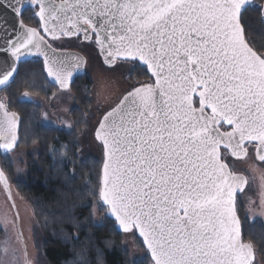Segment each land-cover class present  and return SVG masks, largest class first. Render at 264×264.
<instances>
[{"label": "snow or ice", "instance_id": "obj_1", "mask_svg": "<svg viewBox=\"0 0 264 264\" xmlns=\"http://www.w3.org/2000/svg\"><path fill=\"white\" fill-rule=\"evenodd\" d=\"M253 8L264 21V5L253 0H0V89H10L34 55L43 57L47 77L67 87L80 59L45 35L94 34L105 63L129 64V75L146 66L155 78L130 85L98 122L102 205H93L90 221L103 228L110 214L125 233L137 230L152 264H255L237 209L248 179L221 153L246 158L252 145L264 163V51L243 26ZM25 12L45 35L24 24ZM18 99L36 103L27 92ZM0 112V149L8 153L17 116L3 102ZM0 184L7 190L3 170ZM98 206H106L104 217Z\"/></svg>", "mask_w": 264, "mask_h": 264}, {"label": "trees", "instance_id": "obj_2", "mask_svg": "<svg viewBox=\"0 0 264 264\" xmlns=\"http://www.w3.org/2000/svg\"><path fill=\"white\" fill-rule=\"evenodd\" d=\"M254 4L264 5V0H254ZM28 16L29 12H25L24 23ZM243 26L246 38L264 51L261 47L264 45V23L258 8L245 13ZM85 76L77 77L70 86L80 105L72 110L77 121L70 131L44 126L40 106L18 99L27 92L48 100L57 89L46 79L39 60L22 63L16 83L10 89H3L7 109L20 116L16 148L28 152L26 176L14 183L15 190L31 210L40 232L41 250L49 264H130L123 233L116 230L114 221L107 217L103 228H93L90 223L92 207L99 203L100 162L93 156L81 158L76 135L81 127L83 109L90 105V81ZM33 84L35 87L31 86ZM8 165L6 156L0 154V167L5 174L9 171ZM98 211L104 217L105 208L99 206ZM242 239L254 244L255 259L264 258L261 226L252 228L242 224ZM135 241L140 244L138 239ZM139 260L151 264L148 255Z\"/></svg>", "mask_w": 264, "mask_h": 264}, {"label": "rangeland", "instance_id": "obj_3", "mask_svg": "<svg viewBox=\"0 0 264 264\" xmlns=\"http://www.w3.org/2000/svg\"><path fill=\"white\" fill-rule=\"evenodd\" d=\"M69 47L72 48L71 50L82 54L84 59L87 57L83 72L90 81V95L88 97L90 105L88 108L83 109L81 127L76 133L82 152L80 156L81 158H84L85 155L93 156L101 164V145L95 140L94 130L101 115L113 107L125 91L128 86L126 84L127 80L125 75H119L116 70L109 69L101 64L95 52L93 55H87L79 44L75 45V47ZM29 96L36 102L34 104L40 106V118L44 126L65 129L66 131H70L75 127L74 122L77 119L71 113L73 109H77L80 105L71 89L68 91L56 89L48 100L33 94H29ZM3 99L4 103H6L7 98L4 93ZM27 153V150L23 148H15L5 155L9 164V171L8 173L6 172V176L18 216L21 238L18 237L16 231L15 217L11 205L0 186V264H49L43 256L40 232L33 219L31 210L16 192L14 185L15 182L22 181L26 176ZM31 156L35 158L33 152ZM227 161L232 169L243 172L248 179L249 187L241 200L244 210L251 212L249 220H252V222H248V225L252 228L261 226L264 229V164L256 163L250 155L240 161L230 158ZM98 204L101 205L100 202ZM98 208L99 206L96 210V216L100 218L102 215L99 213ZM255 220L257 221L255 222ZM135 239L140 241L134 231L123 233L124 247L129 252L130 260L133 257L139 259L144 255H148L141 241L137 245ZM6 240L7 244H5ZM5 248H7V253ZM13 256L17 258V261L13 260ZM255 264H264V258L255 259Z\"/></svg>", "mask_w": 264, "mask_h": 264}, {"label": "flooded vegetation", "instance_id": "obj_4", "mask_svg": "<svg viewBox=\"0 0 264 264\" xmlns=\"http://www.w3.org/2000/svg\"><path fill=\"white\" fill-rule=\"evenodd\" d=\"M56 2L59 3L60 0H56ZM26 21H27V23H25L26 25H28L30 27L37 28V30L41 33V35H45V33L41 29L40 21H39L38 18H36V21H35V19H27ZM83 37H84V35H83V33H81V34H79L78 37L77 36H72L70 38L69 37H62L60 40L53 41L50 36L45 35V39L49 43H51L53 45V47L56 48L58 51L71 50L72 48H70L69 46H74L75 47V45L79 44V46H81L85 50V52L87 53V55H93L94 52L96 53V55H98V50H97V47H96V45L94 43L95 35L92 34L90 39H85ZM98 57H99V55H98ZM86 58L84 59L85 60L84 61V66H85V63H86ZM30 60L31 61L39 60L41 62L40 59L35 58V57H31ZM99 61L101 62L100 57H99ZM101 64H103V63L101 62ZM84 66H83V69H84ZM129 67H130L129 64H126V63H124V62H122L120 60H117L111 66H107V68H109V69L116 70L119 75H123V76L125 75V78L127 80L126 81L127 82L126 84L128 86L126 87L125 91L122 93L121 97L124 96L127 93V91H130L131 90L130 85H132V84H135L136 86H140L141 84H144V83H153V79L147 73L145 67L142 66L144 70H141V68H136L135 70H133L131 72V75H129V71H128ZM82 74H84V72H82ZM82 74H79L78 76L74 77L72 79L71 84L75 81V79L77 77L81 76ZM3 93H4L3 92V89H0V101H2L4 103ZM120 98H119V100H120ZM8 110H10V109H8ZM225 128H227V126H225ZM247 147L249 149V155L253 157L254 161L256 163H261V162L257 161L255 159V157H254V150H255V148L252 145H247ZM221 153H222L223 162L226 163V164H228V165H229V163H228L227 159H229V158L232 159V160H237V161H240V160L244 159V158L237 159V158L233 157L230 154V152L228 150H226V149H223V147L221 148ZM261 164H264V163H261ZM229 169L230 170H234V169H232V167L230 165H229ZM234 171H236V170H234ZM236 172L245 175L243 172H240V171H236ZM248 187H249V183L246 185L245 191L248 189ZM245 191L243 193H238L237 194L238 216H239L242 224H248V222H252V220H249L250 215H251V212L244 210V205H242V202H241L242 197L245 194ZM13 215H14V213H13ZM14 217H15V215H14ZM256 221L257 220H255V222ZM14 222H15L16 231L18 233L17 223H16V217L14 219ZM18 237H19V235H18ZM245 242H247V241H245Z\"/></svg>", "mask_w": 264, "mask_h": 264}, {"label": "water", "instance_id": "obj_5", "mask_svg": "<svg viewBox=\"0 0 264 264\" xmlns=\"http://www.w3.org/2000/svg\"><path fill=\"white\" fill-rule=\"evenodd\" d=\"M38 19H39V18H38ZM9 23H13V21L10 19V20H9ZM263 23H264V21H263ZM16 24L18 25V21L16 22ZM26 26H27V25H26ZM40 26H41V25H40ZM28 27H30V26H28ZM41 29H42V31H43V28H42V27H41ZM43 32H44V31H43ZM83 38H84V37H83ZM94 43H95V45H96V47H97L98 55H99V57H100L101 62L103 63V65H105V66H111V65L105 63L104 56L101 55L99 45H97V43H96V41H95V38H94ZM58 52H60V53H62V54H64V55H67V56H69V57H78V58L80 59V66H79V68H77L76 70H74L73 73H72V75L67 79V87H66V88H61V86H60L58 83H56L52 78L47 77V73L44 72L45 75H46V77H47V79H48V81H49L50 83H54V84L56 85V87H57L59 90H65V89H68V88H69V86H70V84H71V82H72V79H73L74 77H76L77 75H79V74H81V73L83 72V66H84V61H85V60H84V57H83L82 54H80V53H78V52H76V51H73V50H63V51H58ZM31 57H35V58L41 59V61H42V66H43L44 62H43V57H42V56L34 55V56H31ZM31 57H29L28 60H29ZM137 63L139 64V61H137ZM143 67H145V69H146V66H143ZM43 71H44V70H43ZM146 71H147V70H146ZM147 73L151 76V73H149V72H147ZM151 77H152V76H151ZM152 79H153V83H154V82H155V78L152 77ZM125 95H126V94H125ZM122 98H123V96H122L120 99H122ZM119 101H120V100H119ZM119 101H118L116 104H118ZM0 102H2V101H0ZM116 104H115L113 107H115ZM111 108H112V107H111ZM108 110H110V109H108ZM108 110H107V111H108ZM7 111H8V110H7ZM8 112H9V113H15L16 116H17V121H16V125H15V132H16L17 143H18V129H19L20 116H19L16 112H14V111H8ZM105 112H106V111H105ZM105 112H104V113H105ZM104 113L101 115L100 119H102ZM0 118H2V112H0ZM100 119H99V121H100ZM99 121H98V122H99ZM98 126H99V123H97V125H96V127H95V130H94V137H95V132H96V129H97ZM225 126H226V125H225ZM95 140H96V138H95ZM96 141L100 143V145H101V150H102V161H101V164H100V176H99V184H100V177H101V175H102V169H103V163H104L105 156H104V149H103L102 142H100V141H98V140H96ZM17 143H16V145H17ZM15 147H16V146H15ZM15 147H14V148H15ZM13 150H14V149H13ZM0 153L3 154V155H4V154H7V153H5L2 149H0ZM8 153H9V152H8ZM230 154H231V153H230ZM254 157H255V159H256L255 150H254ZM235 158H236V157H235ZM257 161H258V160H257ZM0 170H2L1 167H0ZM5 176H6V175H5ZM6 178H7V176H6ZM0 186H1V188H2V190H3V192H4V194H5V196H6V198H7V200L9 201V203H10V205H11L13 211H14V214H15V217H16V223H17L18 235H19V237L21 238V232H20V228H19V225H18V216H17V213H16V209H15V206H14V202H13L12 196H11V192H10V186H9L8 178H7V190L5 189V186H4L3 184H0ZM98 199H99V193H98ZM99 202H100V204L102 205V201H99ZM104 207L106 208V206H104ZM108 218H109L110 220L114 221L115 228H116V230H117L118 232L125 233L122 229H120L118 223L115 221V217H112V216L109 214V215H108ZM133 231L135 232L136 236L140 239V241H141V243H142L144 249L146 250V252H147V254H148L149 258H150V261H151V253L148 251L146 245L144 244V242H143V237H141V236L139 235V232H138L137 230L133 229ZM151 264H152V261H151Z\"/></svg>", "mask_w": 264, "mask_h": 264}]
</instances>
